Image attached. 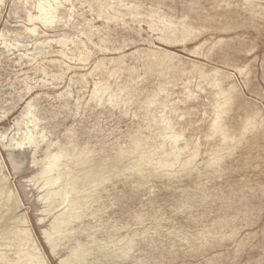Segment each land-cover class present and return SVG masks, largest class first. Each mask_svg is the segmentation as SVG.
<instances>
[{
    "label": "rangeland",
    "instance_id": "374dc122",
    "mask_svg": "<svg viewBox=\"0 0 264 264\" xmlns=\"http://www.w3.org/2000/svg\"><path fill=\"white\" fill-rule=\"evenodd\" d=\"M0 264H264V0H0Z\"/></svg>",
    "mask_w": 264,
    "mask_h": 264
}]
</instances>
